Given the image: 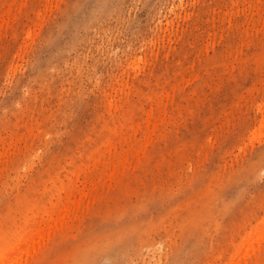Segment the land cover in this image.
<instances>
[{"label": "rangeland", "instance_id": "obj_1", "mask_svg": "<svg viewBox=\"0 0 264 264\" xmlns=\"http://www.w3.org/2000/svg\"><path fill=\"white\" fill-rule=\"evenodd\" d=\"M262 121L264 0H0L16 264H264Z\"/></svg>", "mask_w": 264, "mask_h": 264}, {"label": "bare ground", "instance_id": "obj_2", "mask_svg": "<svg viewBox=\"0 0 264 264\" xmlns=\"http://www.w3.org/2000/svg\"><path fill=\"white\" fill-rule=\"evenodd\" d=\"M258 106H259V104H258ZM258 108V107H257ZM260 109V108H259ZM257 110V109H256ZM115 122V121H114ZM155 122V121H154ZM262 122H264V121H262ZM115 125V124H114ZM151 126H153V124L151 125ZM109 128V127H108ZM157 129H158V127H156ZM154 129V128H153ZM251 136H253L252 135V133H251ZM248 139V138H247ZM121 140H119V142H120ZM250 140H248V142H249ZM106 143L108 144L109 142L108 141H106ZM125 143V142H124ZM104 144V143H103ZM107 144H104V145H107ZM110 144V143H109ZM120 144V143H119ZM111 145V144H110ZM109 146V145H108ZM121 152V151H120ZM125 153V151L123 152V154ZM93 154V153H92ZM118 156H120V155H118ZM118 156H117V158H118ZM121 157V156H120ZM119 157V158H120ZM90 158V157H89ZM98 158H99V156H98ZM98 158H97V161H98ZM122 158V157H121ZM123 158H125V157H123ZM122 158V159H123ZM104 159V158H103ZM121 159V160H122ZM100 160V159H99ZM120 160V161H121ZM94 161V160H93ZM125 161H127V160H125ZM96 162V161H95ZM98 162H100V161H98ZM129 162V161H128ZM119 163V162H118ZM123 163V162H122ZM139 163V162H138ZM120 164V163H119ZM95 168V167H94ZM91 171V170H90ZM67 172V171H66ZM75 172V171H74ZM78 173V172H77ZM91 174V173H90ZM74 175H76V173H74ZM53 184V183H52ZM54 185V184H53ZM55 187H56V185H54ZM60 187H62V186H60ZM49 189V188H48ZM58 189V188H57ZM62 188H60L59 190H61ZM63 189H64V187H63ZM62 189V190H63ZM58 190V191H59ZM72 190V189H71ZM50 191V190H49ZM44 196V195H43ZM83 196V195H82ZM82 196H81V198H82ZM84 197V196H83ZM57 203V202H56ZM27 205V204H26ZM50 205V204H49ZM61 205V204H60ZM54 206V203H53V205H52V207ZM64 206V205H63ZM27 207V206H26ZM33 207H34V205H33ZM55 207H57L56 205H55ZM60 208H61V206H59ZM70 207V206H69ZM29 208V207H28ZM35 208V207H34ZM49 208H51V207H49ZM46 209V208H45ZM58 211H59V209H57ZM62 210H64V209H62L61 208V210H60V212L62 211ZM69 210V209H68ZM68 210L66 211V214H68L67 212H68ZM49 211V210H48ZM45 212H46V215H47V211L45 210ZM45 212H44V214H45ZM50 212V211H49ZM19 213V212H18ZM33 213V212H32ZM53 213V212H52ZM43 214V216H45ZM33 215V214H32ZM35 216H36V214H34ZM34 215H33V217H34ZM56 215V214H55ZM57 215H59V214H57ZM28 216V215H27ZM49 215H47V218H49L50 216H52V215H50L49 217H48ZM61 216H63V213H62V215ZM66 216V215H65ZM33 217H31V219L33 218ZM41 217H42V215H41ZM29 218V217H28ZM57 218H59V216L57 217ZM56 218V219H57ZM61 218V217H60ZM26 219V218H25ZM24 219V220H25ZM34 219V218H33ZM40 219V218H39ZM42 220H43V218H41ZM54 219H55V217H54ZM66 219V218H65ZM264 219V218H263ZM26 220H28V219H26ZM42 220H40L41 221V223L43 222ZM46 219H44V221H45ZM48 220H50V218L48 219ZM58 220V219H57ZM61 220H62V218H61ZM31 221V220H30ZM38 221V220H37ZM39 221V222H40ZM47 221V220H46ZM45 221V222H46ZM66 221V220H65ZM36 222V221H35ZM44 222V223H45ZM53 222V221H52ZM62 221H60V223H61ZM261 222V221H260ZM263 222V221H262ZM24 223V222H23ZM27 223V222H26ZM26 223H25V226H26ZM48 223V222H47ZM46 223V224H47ZM50 223V222H49ZM63 223V222H62ZM65 223V222H64ZM258 223L259 222H257V224L256 225H258ZM38 224V223H37ZM37 224H35V225H37ZM263 224H264V222H263ZM34 225V224H33ZM40 225V224H39ZM45 225V224H44ZM43 225V226H44ZM50 225V224H49ZM53 225H54V222H53ZM255 225V226H256ZM260 225V224H259ZM262 225V224H261ZM20 226V225H19ZM27 226H29V225H27ZM47 226V225H46ZM55 226V225H54ZM21 227H23V226H20V230L22 229ZM50 227V226H49ZM260 227V226H259ZM19 228V227H18ZM30 228V227H29ZM32 228V227H31ZM33 228H35V227H33ZM39 228V227H38ZM45 228V227H44ZM43 228V229H44ZM60 228V227H59ZM263 228V227H262ZM261 228V229H262ZM16 229V228H15ZM25 229H27V228H25ZM36 229V228H35ZM40 229H41V227H40ZM39 229V232H41L42 231V229L40 230ZM46 229H48V228H46ZM51 229H53V228H51ZM55 229V228H54ZM253 229H255V227L253 228ZM259 229V228H258ZM258 229H256V230H258ZM59 230V229H58ZM251 230H252V227H251ZM27 231H29V229L27 230ZM31 231V230H30ZM50 231H52V230H50ZM55 231V230H54ZM254 231V233L256 232L255 230H253ZM253 231H252V235L254 234L253 233ZM13 232H14V230H13ZM18 232H19V230H18ZM20 232H22V231H20ZM19 232V233H20ZM26 231H24V233L23 234H21V235H17L16 236V238L14 237V240H12V239H8L7 237H3L2 236V238H0V264H16V261H15V257L17 256V255H19L20 254V252L22 251V249H24L25 248V250H27V245L29 244V242H30V244H31V242L32 241H30V239H33V238H31L32 237V234H35L34 232L30 235L28 232L27 233H25ZM36 232H37V230H36ZM38 232V233H39ZM46 232V231H45ZM57 232V231H56ZM250 232V231H249ZM258 233V232H257ZM1 234L3 235V233L1 232ZM6 234V233H5ZM4 234V235H5ZM12 234H14V233H12ZM43 234H44V232H43ZM53 234V233H52ZM245 234H246V232H245ZM259 234V233H258ZM36 235H37V233H36ZM252 235H250V237H252ZM255 235V234H254ZM257 235V234H256ZM260 235V234H259ZM40 236V235H39ZM39 236H38V238H39ZM45 236V235H44ZM246 236L247 237H249V235H245V239H246ZM261 236V235H260ZM264 236V235H263ZM11 237V236H10ZM9 237V238H10ZM37 236H35L34 238H36ZM52 238H53V236H52ZM257 238H259L258 237V235H257ZM41 239V238H40ZM46 241L48 240L47 239V234H46ZM242 240H245L243 237L241 238ZM254 238H252V239H250L249 240V242L251 241V240H253ZM247 240V239H246ZM259 240H261V238H259ZM34 241V240H33ZM41 241H43V240H41ZM241 241V240H240ZM255 241V240H254ZM253 241V242H254ZM262 241V240H261ZM261 241H259L260 243H261ZM37 241H36V239H35V241H34V243H36ZM245 242V243H244ZM243 243L245 244V245H247L246 244V241H244ZM256 242V241H255ZM254 242V243H255ZM38 243V242H37ZM36 243V244H37ZM242 243V244H243ZM257 243V242H256ZM242 244H238V245H240V248H242L241 247V245ZM38 245V244H37ZM237 245V246H238ZM243 246V245H242ZM248 246H252L251 245V242H250V245H248ZM247 246V247H248ZM258 246V245H257ZM264 246V245H263ZM31 247H34L33 246V244H31ZM38 247V246H37ZM38 249V248H37ZM247 248L245 247V250H246ZM261 249V248H260ZM237 250H240L239 249V246L237 247ZM237 250L235 249V251L237 252ZM243 249H241V251H242ZM249 250H251L250 248H249ZM234 251V254L236 253ZM258 251V250H257ZM24 252V251H23ZM26 252V251H25ZM24 252V253H25ZM30 252V251H29ZM251 252H252V250H251ZM264 252V251H263ZM39 252H37V254H38ZM238 253H239V251H238ZM241 253V252H240ZM243 253V252H242ZM246 253V251L242 254V256L244 255ZM29 254V253H28ZM32 254H33V251H32ZM233 254V253H232ZM248 254V253H247ZM264 254V253H263ZM24 255V254H23ZM30 255V254H29ZM237 254H235V255H233V258H234V256H236ZM25 256H26V253H25ZM231 256V255H230ZM248 257V255H245V257ZM259 256V255H258ZM264 256V255H263ZM20 257V256H19ZM28 257H30V260H31V255L30 256H28ZM33 257H35V256H33ZM241 257V256H240ZM18 258V257H17ZM232 257H231V259H233ZM237 259H238V257H237ZM30 260H28V261H30ZM252 260V259H251ZM24 261H25V258H24ZM229 261V260H228ZM231 261V260H230ZM233 261H235V260H233ZM242 261V260H241ZM259 261V260H258ZM20 262V261H19ZM227 262V261H226ZM243 262H244V264H245V261H244V259H243ZM234 264H235V262H233ZM19 264V263H18ZM26 264V263H25ZM226 264V263H225ZM232 264V263H231ZM236 264H238L237 263V261H236ZM241 264V263H240Z\"/></svg>", "mask_w": 264, "mask_h": 264}]
</instances>
